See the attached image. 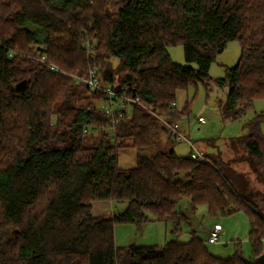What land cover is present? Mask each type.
Masks as SVG:
<instances>
[{
	"label": "trees",
	"instance_id": "obj_1",
	"mask_svg": "<svg viewBox=\"0 0 264 264\" xmlns=\"http://www.w3.org/2000/svg\"><path fill=\"white\" fill-rule=\"evenodd\" d=\"M233 41L240 59L214 81L228 87L224 120L264 99V0H0V264H258L264 114L227 142L228 159L219 148L204 152V163L174 150L142 154L162 132L174 142L161 121L188 114L177 109V93L198 82L211 91L212 63ZM177 45L196 68L172 60ZM92 76L99 89L88 84ZM106 88L141 105L112 117L98 105ZM128 147L139 152L137 164L122 169L118 152ZM108 202L128 205L114 216L94 213L95 203ZM200 207L209 216L244 213L252 257L240 244L228 258L212 255L210 234L206 241L195 224ZM151 221L171 223L177 236L187 225L191 238L116 247L117 223Z\"/></svg>",
	"mask_w": 264,
	"mask_h": 264
},
{
	"label": "rangeland",
	"instance_id": "obj_2",
	"mask_svg": "<svg viewBox=\"0 0 264 264\" xmlns=\"http://www.w3.org/2000/svg\"><path fill=\"white\" fill-rule=\"evenodd\" d=\"M115 10L116 8L113 7ZM172 60L180 65H190L196 68L195 64H188L184 57V48L177 45L169 48ZM241 56V46L238 41L230 42L223 53L219 54L210 69V77L212 79V90L207 91L202 83L191 85L187 90L177 93L176 107L179 111L188 108V114L177 122L180 125L182 134L193 142L196 149L200 148L207 155H216L221 151L222 157L228 159L227 142L230 139L246 136L249 131L246 125L257 115L264 114V99H257L247 113L237 120H224L220 111V104L226 100L228 87L220 88L214 81L217 79L227 78V69L235 66ZM113 67L119 66V60H112ZM99 107H103L104 103L99 102ZM204 117L205 124H199V118ZM160 121V119H159ZM162 125L164 122L161 121ZM261 132L264 134V120L261 124ZM99 133L86 137V144L96 141ZM169 135L161 133L156 139V147H152L142 154L152 155L158 151L169 152L174 150L179 156L189 157L193 152V147L187 141L180 143L169 142ZM219 148V149H218ZM198 149V150H200ZM139 152L133 148H123L118 152L119 166L122 169L134 168L137 164ZM244 171H248L249 167L244 166ZM128 203L123 202L115 204L111 212L107 216L118 215L127 208ZM180 206L184 208V212L188 216H193L189 208V203L183 201ZM96 213V212H95ZM105 213V212H104ZM103 213V214H104ZM198 234L207 241L210 231L214 229L215 224L223 227L219 242L209 244L207 249L209 252L219 258H228L238 251L237 244H240V251L246 259L252 257V247L250 243V222L248 217L241 212L234 213L229 216H209L206 207H200L194 216ZM115 244L117 248L136 247H161L167 242L178 240L187 242L190 240L191 229L183 226L180 236L175 235L172 231L171 223L151 221L145 224L137 223H117L115 225ZM264 256V243L263 255Z\"/></svg>",
	"mask_w": 264,
	"mask_h": 264
},
{
	"label": "built area",
	"instance_id": "obj_3",
	"mask_svg": "<svg viewBox=\"0 0 264 264\" xmlns=\"http://www.w3.org/2000/svg\"><path fill=\"white\" fill-rule=\"evenodd\" d=\"M51 69L56 72H62L59 67L52 65ZM81 81V80H79ZM88 84L95 89L100 88L99 81L92 76L91 79H89ZM105 91V104H104V109L106 111V114L114 117L117 113H121V109L127 108L128 110L132 109V106L137 104L141 105L140 101L138 98H130V97H125L124 95H119L117 91L111 89V88H106L104 89ZM122 94V93H121ZM116 97H119L118 101H116ZM164 125L167 126L171 133V137L174 139L175 142L180 143L183 141L189 142L191 147H193V152L190 155V158L195 161V162H200L204 163L206 162V157L204 153L198 149H196L193 145V142L189 139H187L182 132L180 131V127L177 123H169L166 121H163ZM199 124H205L206 120L204 117L199 118ZM96 132L95 130H84V134H90V133ZM222 231V228L220 225H216L215 228L210 232V237H209V242L211 244H215L219 241V236Z\"/></svg>",
	"mask_w": 264,
	"mask_h": 264
},
{
	"label": "crops",
	"instance_id": "obj_4",
	"mask_svg": "<svg viewBox=\"0 0 264 264\" xmlns=\"http://www.w3.org/2000/svg\"><path fill=\"white\" fill-rule=\"evenodd\" d=\"M200 149V148H198ZM200 151H202L204 153L203 150L200 149ZM93 211L96 215H100L103 214L105 212V214H107L108 212H111L112 209L114 208V204L112 202H108V203H95L93 206ZM211 232V231H210ZM210 232H208L210 234Z\"/></svg>",
	"mask_w": 264,
	"mask_h": 264
},
{
	"label": "water",
	"instance_id": "obj_5",
	"mask_svg": "<svg viewBox=\"0 0 264 264\" xmlns=\"http://www.w3.org/2000/svg\"><path fill=\"white\" fill-rule=\"evenodd\" d=\"M26 82H22L19 86H18V91H24L25 90V87H26ZM258 264H264V256L260 257L258 260H257Z\"/></svg>",
	"mask_w": 264,
	"mask_h": 264
}]
</instances>
